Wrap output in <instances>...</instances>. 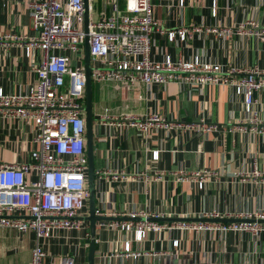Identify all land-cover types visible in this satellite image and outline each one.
I'll return each instance as SVG.
<instances>
[{
  "label": "crops",
  "instance_id": "crops-1",
  "mask_svg": "<svg viewBox=\"0 0 264 264\" xmlns=\"http://www.w3.org/2000/svg\"><path fill=\"white\" fill-rule=\"evenodd\" d=\"M30 1L0 0V37L7 33L25 37L0 44V88L7 93H24L37 82L35 67L42 51L35 48L28 54L25 49L26 41L38 34ZM176 2L152 0L153 60L198 59L218 64L222 73L254 66L264 71V35L254 34L246 24L252 20L258 30H264V0H185L183 8L174 6ZM106 4L102 0L94 20L108 13ZM120 4L124 6V1ZM240 23L243 28L238 27ZM181 27L189 32L185 39L175 34L170 40L167 32ZM210 27H230L232 32L218 36L206 30ZM155 114L172 128L160 124L143 132L129 118ZM91 117L94 206L106 219H115L107 215L112 211L119 214L116 218L130 211H149L162 214L158 221L170 225L179 220L161 219L192 221L209 212L264 210V133L249 130L264 124V88L255 93L247 111L243 94L222 82L193 87L174 80L144 85L91 78ZM253 117L257 124L251 122ZM201 119L216 127L198 132L195 125ZM237 125L245 129L234 128ZM34 136L33 122L0 110V164L27 161L30 150L37 147ZM154 150H158L157 159L152 158ZM201 169L212 172L205 176L202 188L190 179H175L174 172L179 170ZM89 208L88 198L81 213L88 223L85 228L55 230L49 238L40 239L49 264H61L65 256H71L74 264H88L91 242L94 264H264V235L166 229L137 241L132 231L95 225L92 236L86 219ZM34 239L32 232L0 231V264H27ZM174 239L179 240L177 247L172 245ZM126 241L131 251L139 252L136 258L124 255Z\"/></svg>",
  "mask_w": 264,
  "mask_h": 264
},
{
  "label": "built area",
  "instance_id": "built-area-1",
  "mask_svg": "<svg viewBox=\"0 0 264 264\" xmlns=\"http://www.w3.org/2000/svg\"><path fill=\"white\" fill-rule=\"evenodd\" d=\"M123 1L121 7L120 0H110L106 4L108 13L94 20L91 17L93 0H87L86 26L84 0H31L29 3L33 27L38 34L26 41L25 49L28 54L35 48L42 51L41 60L35 67L36 85L24 93H7L0 88L3 114L33 122L35 127L37 147L30 150L27 161L0 164V231L8 228L34 234L31 259L27 264H49L40 239L49 238L55 230L82 229L88 225L81 214L90 196L83 115L85 41L90 54V76L96 80L144 85L174 80L193 87L222 82L233 85L237 93L243 94L247 111L255 102V93L264 88V71L257 66L222 73L218 64L198 59L174 61L166 56L163 60H153L150 56L151 34L156 21L152 0ZM185 4V0H177L174 6L183 8ZM215 9L214 2V13ZM246 24L252 26L254 34L264 35V30H258L254 21L248 20ZM238 27L243 28L244 23ZM206 30L218 36H228L232 32L230 27ZM188 33L187 28L181 27L168 31L167 35L172 40L178 34L184 40ZM4 39L18 41L25 37L7 33L0 37V44ZM129 118L132 125L143 132L160 124L172 128L164 117L157 114ZM251 122L257 124L256 118L253 117ZM215 127L203 119L195 125L200 133ZM234 128L245 129L242 125ZM249 130L264 133V124L253 125ZM152 158H158V150L152 152ZM96 173L100 174V171ZM253 173L258 174V171L253 170ZM111 175L116 177L114 173ZM174 175L177 181L190 179L202 188L205 176H211L212 172L206 169L190 173L179 170ZM95 214L103 215L98 209ZM107 215L115 219L97 220L95 225L132 231L137 241L149 232L166 229L231 230L248 232L254 237L264 235V210L234 214L209 212L201 220H182L170 225L158 221L162 214L149 211H130L123 214V218H116L119 214L114 211ZM178 243V239L172 241L174 247ZM123 252L134 258L139 255V252L130 250L129 241L125 242ZM61 264H74V259L65 256Z\"/></svg>",
  "mask_w": 264,
  "mask_h": 264
},
{
  "label": "water",
  "instance_id": "water-1",
  "mask_svg": "<svg viewBox=\"0 0 264 264\" xmlns=\"http://www.w3.org/2000/svg\"><path fill=\"white\" fill-rule=\"evenodd\" d=\"M85 12H84V23L85 26L88 21V10H87V0H84ZM86 30V27H85ZM84 68L86 76V87H85V106L83 111L85 112V122H86V148H87V157H88V176H87V187L90 192L89 201V215L86 217L90 222V231L93 236L95 233V223L97 220L106 219L103 216H98L95 214L94 206V170L92 164V117H91V76H90V54L88 43H84ZM161 220H186L184 218H162ZM199 220V219H197ZM227 219H222L221 221H226ZM94 246L91 242L89 255H88V264H94Z\"/></svg>",
  "mask_w": 264,
  "mask_h": 264
},
{
  "label": "rangeland",
  "instance_id": "rangeland-1",
  "mask_svg": "<svg viewBox=\"0 0 264 264\" xmlns=\"http://www.w3.org/2000/svg\"><path fill=\"white\" fill-rule=\"evenodd\" d=\"M122 1L123 0H120V3H122ZM109 2H110V0H107V5ZM92 4H93L92 18L94 19L95 15L98 13V11H101L102 0H93Z\"/></svg>",
  "mask_w": 264,
  "mask_h": 264
}]
</instances>
